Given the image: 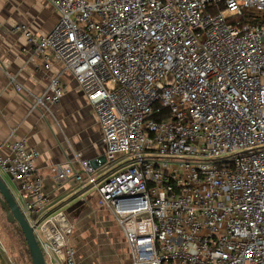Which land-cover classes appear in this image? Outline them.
Masks as SVG:
<instances>
[{
    "label": "built area",
    "instance_id": "obj_1",
    "mask_svg": "<svg viewBox=\"0 0 264 264\" xmlns=\"http://www.w3.org/2000/svg\"><path fill=\"white\" fill-rule=\"evenodd\" d=\"M45 1L47 34L10 28L45 72L60 66L32 107L59 102L71 77L104 146L55 165V182L95 190L131 264H264V0ZM37 158L25 139L0 143L45 263L77 264L72 225L31 178Z\"/></svg>",
    "mask_w": 264,
    "mask_h": 264
},
{
    "label": "crops",
    "instance_id": "obj_2",
    "mask_svg": "<svg viewBox=\"0 0 264 264\" xmlns=\"http://www.w3.org/2000/svg\"><path fill=\"white\" fill-rule=\"evenodd\" d=\"M57 18L45 0H0V143L25 139L38 152L31 178L41 179L42 190L49 199V214H62L72 225L70 242L76 248L77 264H100V250H106L110 264H131L123 236L119 229L113 231L110 217L108 221L105 218L104 227H98L100 212L95 195L91 194L93 189L81 187L72 178L58 184L50 172L55 165L73 159L75 153L90 160L104 154L97 116L71 77H60L64 93L59 102L32 107L34 97L47 89L49 77L57 74L60 66L53 62L45 72L40 56L25 37L10 28L24 24L35 37H41L52 29ZM46 54L51 56L50 52ZM15 83L21 92L14 89ZM3 151L8 152L6 148ZM74 168L79 169L77 164ZM110 171L112 167L107 165L95 170L99 178ZM0 177L14 196L18 185L1 171ZM69 203L72 204L63 210ZM23 252L20 244L7 245L6 249L0 246V259L5 264H32L28 253L27 259L20 261Z\"/></svg>",
    "mask_w": 264,
    "mask_h": 264
},
{
    "label": "water",
    "instance_id": "obj_3",
    "mask_svg": "<svg viewBox=\"0 0 264 264\" xmlns=\"http://www.w3.org/2000/svg\"><path fill=\"white\" fill-rule=\"evenodd\" d=\"M0 206L6 213L7 221L14 224L19 230L23 242L27 248L32 264H46L42 251L36 241L33 228L29 226L21 213L20 207L7 187L4 180L0 177Z\"/></svg>",
    "mask_w": 264,
    "mask_h": 264
},
{
    "label": "rangeland",
    "instance_id": "obj_4",
    "mask_svg": "<svg viewBox=\"0 0 264 264\" xmlns=\"http://www.w3.org/2000/svg\"><path fill=\"white\" fill-rule=\"evenodd\" d=\"M93 193H94L95 198H96V202H95L96 209H98V211L100 212V216H97V218H98L97 223H98V225H100L98 227H100V228L104 227V224H105L104 222H106V220L109 216L111 221H112L113 231L115 229H118V226H117L116 222L114 221V218L112 217V215L110 214L108 209L103 206L104 204L100 201L98 195L95 193V190H91V194H93ZM14 196L18 201H21V195H20L19 191L16 190L14 193ZM71 204L72 203L67 204V207L63 208V210H66V208H68ZM105 218H106V220H105ZM72 236H73V232H72ZM18 244L22 245V250L24 251L23 252L24 257H23V254L19 255L20 261L22 259H24V261H25V259H27V256L25 255V253H28V252H27L26 246L23 245V238H22L19 230L17 229V227L14 224L7 221L6 213L2 210V208L0 206V246L6 249L7 245L11 246V247L12 246L17 247ZM75 250H76V248H75ZM97 259H98V262L100 264H110V262H108V260H107L106 250H100V253L97 256ZM0 262H1L0 264H5L4 261H2L1 259H0Z\"/></svg>",
    "mask_w": 264,
    "mask_h": 264
}]
</instances>
